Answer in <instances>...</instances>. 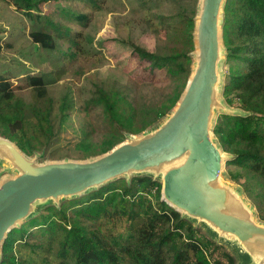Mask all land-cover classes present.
Segmentation results:
<instances>
[{
	"label": "trees",
	"instance_id": "trees-1",
	"mask_svg": "<svg viewBox=\"0 0 264 264\" xmlns=\"http://www.w3.org/2000/svg\"><path fill=\"white\" fill-rule=\"evenodd\" d=\"M12 1L32 21L42 18L33 11L39 0ZM88 1L94 10L104 2ZM135 1L144 13L141 20H131L132 31L186 33L194 48L196 6L187 9L181 0ZM174 2L171 13L159 11L160 6ZM71 14L80 22L88 16L86 12ZM51 27L35 26L29 32L31 41L41 48L56 49L60 29ZM65 34L72 49L81 50L83 33L69 28ZM222 40L226 68L222 93L228 104L239 106L244 113H222L212 130L230 155L226 163L239 169L234 179L244 187L264 221V0H225ZM129 41L132 52L143 59L171 57ZM99 51L95 46L94 58L101 56ZM69 52L72 56L75 53ZM190 53L186 50L177 56ZM188 77L172 76L162 81L131 77L127 83L111 78L95 85L83 99L91 125L88 132L58 158L98 155L128 134L155 125L174 107ZM25 79L31 90L28 99L21 96L8 75L0 73V135L32 155L47 150L54 133L49 91L54 79L45 73L28 74ZM133 83L148 87L139 99L132 96ZM161 187V182L150 176L137 175L130 181L121 177L79 197L64 199L59 206L47 205L9 232L0 264H235L234 255L207 239L193 222L161 200Z\"/></svg>",
	"mask_w": 264,
	"mask_h": 264
},
{
	"label": "water",
	"instance_id": "water-1",
	"mask_svg": "<svg viewBox=\"0 0 264 264\" xmlns=\"http://www.w3.org/2000/svg\"><path fill=\"white\" fill-rule=\"evenodd\" d=\"M225 0H199L193 64L185 88L158 123L111 149L85 159L39 161L0 135V162L15 171L0 181V260L9 232L40 209L84 195L115 179L150 176L161 182V200L182 217L203 225L236 253L239 264H264V221L243 190L224 176L230 155L212 130L220 99L225 59L222 17Z\"/></svg>",
	"mask_w": 264,
	"mask_h": 264
},
{
	"label": "rangeland",
	"instance_id": "rangeland-1",
	"mask_svg": "<svg viewBox=\"0 0 264 264\" xmlns=\"http://www.w3.org/2000/svg\"><path fill=\"white\" fill-rule=\"evenodd\" d=\"M35 1L37 0H30V2ZM181 4L187 9L193 6L197 8L199 0H181ZM173 6L175 8V2L162 5L159 11L171 13ZM141 10L135 0H104L103 6L96 10L88 0H39L38 6L33 11L40 13L42 18L35 22L22 12L14 1L0 0V42L2 45L0 73L8 75L13 86L20 89L19 93L25 99L31 95L30 87L26 83V75L45 73L54 79L49 84L50 96L53 99L54 133L47 150L35 152L40 153L39 161L63 159L58 158L57 155L73 148L88 132L86 128H90L91 125L83 99L88 96L95 85L101 84L102 81L115 78L127 83L130 82L131 77L139 81L144 79L162 81L172 76L185 78L190 75L194 60L191 53L177 56V53L194 49L187 34L168 29H157L151 32L138 28L132 31L129 24L132 19H140L144 13ZM72 11L86 12L88 16L80 22L71 14ZM65 13H70V15ZM37 25L40 27L47 25L49 29H52L51 26L60 29L57 32L54 30L57 33L58 46L56 49L41 48L31 41L29 32ZM69 28L72 31L78 29L83 33L79 51L73 50L70 46L68 36L65 34ZM129 39L162 56L171 57L159 60L158 58L143 59L137 53L132 52ZM117 40L122 41L117 44ZM95 46L101 50L98 53L101 56L98 58H94ZM69 50L75 52L73 56L69 54ZM224 61L225 59L221 63L222 88L226 73ZM133 84L132 96L139 99L147 92L148 87ZM220 99L230 111L244 113L239 106L226 102L222 90ZM222 113H224L222 109H217L214 123ZM44 151L46 154L43 153ZM51 152L54 154L51 155ZM34 154L31 156L33 157ZM228 159L230 158L228 157L226 162ZM226 162L224 165L225 178L234 186L241 188L245 198L253 205L244 187L234 179L233 175L239 172L238 167L228 165ZM14 174L15 171L8 163L0 162V181L3 177ZM256 215L262 221L257 211ZM195 227L207 239L215 241L234 255L235 264H239V259L230 246L216 240L203 225Z\"/></svg>",
	"mask_w": 264,
	"mask_h": 264
}]
</instances>
